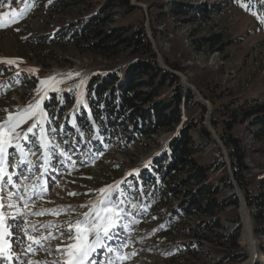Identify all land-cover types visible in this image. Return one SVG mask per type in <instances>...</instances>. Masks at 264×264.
Instances as JSON below:
<instances>
[{
    "label": "trees",
    "instance_id": "obj_1",
    "mask_svg": "<svg viewBox=\"0 0 264 264\" xmlns=\"http://www.w3.org/2000/svg\"><path fill=\"white\" fill-rule=\"evenodd\" d=\"M72 1H30L27 12L38 13L50 21L49 28H56L47 36L26 42V57L46 67V63L59 59L56 47L72 45L81 54L107 60L109 66L89 76L77 92L52 96L51 110L46 106L52 127L66 130L77 151L90 142L101 148L102 154L107 145H132L138 149L148 147L152 138L169 133V140L145 170H133L126 180L133 184L126 192L128 201L137 203L138 211L145 210L149 217L157 218L152 222L154 230L148 233V240L182 239L181 245L168 251L167 263L243 264L248 255L239 244V200L222 152L204 125L206 107L194 101L180 80L160 65L145 33L142 10L132 6L130 0ZM228 1L247 9L252 7V0ZM186 2L173 0L149 7H159L156 12L160 19L169 13L184 18L188 16ZM252 8L264 19V0ZM214 11L219 14V9L206 8L205 16L200 17L208 19ZM222 39L213 34L205 39V46L216 49ZM202 40L194 43L200 46ZM162 61L173 71H182L167 57L162 56ZM211 91L200 90L212 105L211 128L226 149L230 172L242 193L264 255V178L255 183L246 178L247 149L238 132L244 127L253 140L264 137V99L241 100L225 91ZM59 121L63 123L58 124ZM190 132H196L202 144L196 143ZM142 140L146 142L143 144ZM209 144L217 146L216 154H206L204 147ZM122 170L116 164L104 168L94 187H105ZM138 182L143 185L141 194L133 192ZM147 184L153 189L151 198L148 191L143 193ZM178 191L182 194V207L168 216ZM133 229L136 226L130 232Z\"/></svg>",
    "mask_w": 264,
    "mask_h": 264
},
{
    "label": "rangeland",
    "instance_id": "obj_2",
    "mask_svg": "<svg viewBox=\"0 0 264 264\" xmlns=\"http://www.w3.org/2000/svg\"><path fill=\"white\" fill-rule=\"evenodd\" d=\"M30 1L0 0V22L6 23L13 14L17 17L15 22L0 28V124L8 116L18 115V110L34 105L37 101H40L41 109L47 113L46 106L48 104V108L51 107L49 104L52 96L70 90L77 92L76 89L89 76L109 66L107 60L81 54L72 45L56 47L59 59L57 62L46 63V67L36 63L35 59L26 57V42L31 43L37 37L47 36L56 28H49L50 21L38 13L27 12ZM76 1L81 0L72 2ZM172 1L143 0L139 3L138 0H130L132 6L142 10L145 33L159 61L163 63L162 56H165L182 71H173L164 63L170 72L163 69L172 74L176 73L180 78L173 75L180 83L183 79L199 93L200 90L211 93V89H214L217 93L225 91V94L241 100L255 97L264 99V19L253 12L252 8L259 4V0H252V7L248 9L228 0H187L188 16L184 18L169 13L165 19H160L156 12L159 7H149L150 4L156 6L159 2ZM206 8L219 9V14L214 11L208 19L201 18L200 16H205ZM197 9L202 11L197 13ZM116 18L119 20V17ZM213 34H218L223 39L222 45L212 50L205 44L207 38ZM201 39H204L203 42L197 46L194 42ZM9 59L15 63L8 64L6 61ZM31 69L36 71H30ZM68 73L73 74L71 78L67 76ZM75 73H79V76ZM49 77H56L62 82L55 87L42 85L41 81ZM192 97L197 102L193 95ZM206 102L211 112L212 105ZM37 121V127L29 134L30 139L21 138L19 141L24 149L23 154L15 147L8 149L12 154L8 157L11 167L5 165V176L12 175V183L0 181V204H3L0 214L4 217L0 229H6V234H11L9 245L13 247L20 264H54L57 261L63 264L66 259L64 250L67 244L74 242L69 238V231L75 235V229L70 228L69 221L75 225L85 212L91 210V205L101 198V188L98 189L93 184L100 182L101 171L113 164L123 170L118 177H111L110 183L103 188L113 186V197L123 214L120 219L121 226L116 229L114 238L106 241V245L111 246L114 251L109 253L106 248L103 251L98 249L99 261L101 264H108L111 258L113 264H171L167 263L168 251L181 245L182 239L148 240V233L154 230L152 222L157 218L149 217L145 210L144 213L138 211L137 203L129 202L126 195L129 185H133L126 182L132 176L133 170H145L154 156L163 149L170 134L154 137L149 141L148 147L138 149L132 145L126 148L122 144L114 147L107 145L102 154L101 148H96L90 142L77 151L67 131H58L57 126L52 127L51 118H41L39 110L37 116L27 119L17 128V132L23 134ZM62 123L63 121H59L58 124ZM238 132L243 136L247 149L246 178L255 183L264 178V137L253 140L244 127ZM190 135L196 143L202 144L196 132H190ZM41 136L44 137L46 147L41 146ZM16 142L14 140L13 144ZM145 142L141 141L143 144ZM216 148L217 146L209 144L204 150L206 154H216ZM218 149L221 150L219 145ZM46 155L51 159V166L44 163ZM21 160L30 163L21 164L17 168ZM144 188L143 193L148 191L151 198V186L147 184ZM142 189L143 185L138 182L133 192L140 193ZM174 196L176 199L172 201L168 216L182 207V194L178 191ZM127 209L131 212L128 213ZM226 225L233 226L232 223ZM133 226L136 229L130 232ZM251 226L253 231L252 221ZM253 234L259 255L255 263L264 264V255L259 250L260 240L254 232ZM29 236L41 243L38 245L30 241ZM241 241L242 231L239 244L245 249ZM58 246L60 251H57ZM2 258L5 259L3 256L0 261ZM177 264H182V261Z\"/></svg>",
    "mask_w": 264,
    "mask_h": 264
},
{
    "label": "snow or ice",
    "instance_id": "obj_3",
    "mask_svg": "<svg viewBox=\"0 0 264 264\" xmlns=\"http://www.w3.org/2000/svg\"><path fill=\"white\" fill-rule=\"evenodd\" d=\"M16 19V15L13 14L12 18L6 23L0 22V28L5 27L6 24L15 22ZM6 62L8 64L15 63V61L11 59ZM30 71L35 72L36 70L31 69ZM72 75V73L67 74L69 78H71ZM75 75L79 76V73H75ZM61 82L62 81L57 80L56 77H49L42 80L41 84L55 87ZM81 83H83V81H81ZM38 110L41 118L47 116V113L40 107V101H37L34 105H28L25 109L18 110V115L8 116L7 120L3 124H0V181L9 184L12 183V175L5 176V165L7 164L8 167H11L8 157L12 154L8 152V149L15 147L23 154L24 149L19 141L21 138L24 140L30 139L29 134L33 133L39 121L33 123L23 134L17 132V128L27 119L36 117ZM14 140L17 141L15 144H13ZM41 146H47L44 143L43 136H41ZM61 155H64V153L61 152ZM25 163L30 162L21 160L17 168ZM44 163L45 165L51 166V159L49 156H45ZM17 174L22 175V173H13V175ZM99 192L102 194L101 198L91 205V210L85 212L82 219H78L75 225H72L69 221L70 228L74 227L75 229V235L69 231V238L74 242L67 244L63 253L66 256L63 264H101L97 256V250L103 251L106 248L109 253L114 251L111 246L106 245V241L112 240L116 229L121 226L120 219L123 211L119 208L118 203L113 197V186L109 185L106 188H101ZM69 194L76 195L75 193ZM9 207H13V205H9ZM0 208H3V204H0ZM3 222L4 217L0 214V226L3 225ZM9 227H11V225H9ZM17 227H19V225H17ZM4 235L5 233H0V241L3 240ZM28 239L38 245L41 243L32 236H29ZM3 250V244L0 243V252H3ZM57 251H60L59 246L57 247ZM54 264H60V262L57 261L54 262ZM108 264H113L111 258L108 260Z\"/></svg>",
    "mask_w": 264,
    "mask_h": 264
},
{
    "label": "bare ground",
    "instance_id": "obj_4",
    "mask_svg": "<svg viewBox=\"0 0 264 264\" xmlns=\"http://www.w3.org/2000/svg\"><path fill=\"white\" fill-rule=\"evenodd\" d=\"M243 221H244V225L242 230L241 244L245 248L248 255V258L244 264H254V262L259 258L257 252V241L252 231L250 216L246 210L243 215ZM0 233H5V235L3 236V240L0 241V243L3 244V248H4L3 252H0V258L4 256L5 259L2 258L0 263L2 264L3 261L6 262L9 261V263L4 262L3 264H20V260L18 261V259L16 258L17 257L16 253H14L13 251L14 249L12 250L13 247H10L9 245L10 240H12L11 234L10 233H9L10 235L6 234V229L3 230V228L0 229Z\"/></svg>",
    "mask_w": 264,
    "mask_h": 264
},
{
    "label": "water",
    "instance_id": "obj_5",
    "mask_svg": "<svg viewBox=\"0 0 264 264\" xmlns=\"http://www.w3.org/2000/svg\"><path fill=\"white\" fill-rule=\"evenodd\" d=\"M159 62H160V65L163 68H165L167 71H169L163 65V63L161 62V60ZM173 74L176 75L178 78H180V76L177 75L176 73H173ZM181 84H182V87L184 88L185 91H189V92L192 93V95L196 98V100H197L198 103H200V104L204 105L205 107H207V113H206V116H205L204 125L208 129V131L210 132V134L212 135L214 141L220 146L221 151H222V155L224 157V160H225V162L228 165V174L230 175V179H231V181L233 183V187H234L235 193H236V195L238 197V200H239V210L238 211H239L240 222L242 224V229H243V225H244L243 215H244L245 210H246V205H245V202H244V198L242 196V193H241L238 185L234 181L233 176H232V174L230 172V165H229V162H228V157H227L226 149L224 148V146L222 145L220 139L217 137V135L215 134V132L211 128V123H210V115H211L210 106L204 100V98L200 95V93L193 86H191L190 84L186 83L183 79H181ZM254 264H255V262H254Z\"/></svg>",
    "mask_w": 264,
    "mask_h": 264
}]
</instances>
